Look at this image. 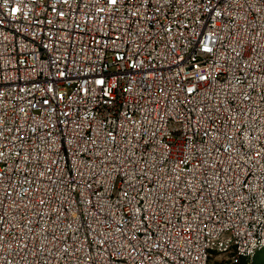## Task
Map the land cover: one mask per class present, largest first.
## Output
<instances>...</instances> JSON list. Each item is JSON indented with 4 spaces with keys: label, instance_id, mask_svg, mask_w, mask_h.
Masks as SVG:
<instances>
[{
    "label": "built area",
    "instance_id": "2783aa9c",
    "mask_svg": "<svg viewBox=\"0 0 264 264\" xmlns=\"http://www.w3.org/2000/svg\"><path fill=\"white\" fill-rule=\"evenodd\" d=\"M263 250L264 0H0V264Z\"/></svg>",
    "mask_w": 264,
    "mask_h": 264
},
{
    "label": "rangeland",
    "instance_id": "374dc122",
    "mask_svg": "<svg viewBox=\"0 0 264 264\" xmlns=\"http://www.w3.org/2000/svg\"><path fill=\"white\" fill-rule=\"evenodd\" d=\"M264 250L261 252L263 253ZM209 264H225V258L223 254H215L211 259ZM240 264H264V253L260 257L256 255L251 260H243Z\"/></svg>",
    "mask_w": 264,
    "mask_h": 264
},
{
    "label": "trees",
    "instance_id": "16d2710c",
    "mask_svg": "<svg viewBox=\"0 0 264 264\" xmlns=\"http://www.w3.org/2000/svg\"><path fill=\"white\" fill-rule=\"evenodd\" d=\"M263 253H264V252H263ZM263 253H261V252H260V253H259V254H257V255L261 257V256L263 255Z\"/></svg>",
    "mask_w": 264,
    "mask_h": 264
}]
</instances>
